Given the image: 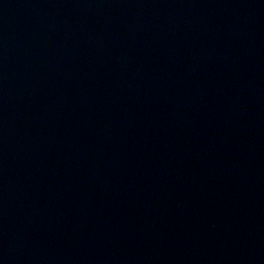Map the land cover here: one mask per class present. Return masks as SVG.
Masks as SVG:
<instances>
[{"label":"water","instance_id":"1","mask_svg":"<svg viewBox=\"0 0 264 264\" xmlns=\"http://www.w3.org/2000/svg\"><path fill=\"white\" fill-rule=\"evenodd\" d=\"M0 264H264V0H0Z\"/></svg>","mask_w":264,"mask_h":264}]
</instances>
